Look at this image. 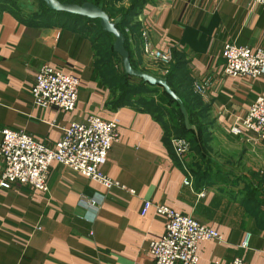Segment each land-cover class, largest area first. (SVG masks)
Masks as SVG:
<instances>
[{
	"label": "crops",
	"instance_id": "obj_1",
	"mask_svg": "<svg viewBox=\"0 0 264 264\" xmlns=\"http://www.w3.org/2000/svg\"><path fill=\"white\" fill-rule=\"evenodd\" d=\"M83 24H47L11 3L0 5V140L9 128L55 144L72 122L118 118L119 139L103 166L118 185L54 161L47 192L0 189V264H154L149 244L165 233L166 219L153 207L142 214L147 199L221 234L222 240L199 242L196 264H231L236 257L264 264V142L230 130L264 93V77L225 75L222 55L228 42L264 47V7L251 0H145L126 25L139 69L161 76L176 67L198 109L210 111L205 144L190 148L183 162L169 140L170 116L144 99L148 93L122 98L118 59L104 61ZM147 45L171 54V62L150 59ZM45 63L80 79L73 110L34 103L31 85ZM196 84L207 86L205 93ZM3 168L0 154V174Z\"/></svg>",
	"mask_w": 264,
	"mask_h": 264
},
{
	"label": "built area",
	"instance_id": "obj_2",
	"mask_svg": "<svg viewBox=\"0 0 264 264\" xmlns=\"http://www.w3.org/2000/svg\"><path fill=\"white\" fill-rule=\"evenodd\" d=\"M253 5L264 7V0H251ZM145 54L152 60L169 64L171 54L145 46ZM225 59L223 72L227 76L256 79L264 77V47L252 49L247 45L225 43L222 49ZM164 69V73H167ZM207 86L195 85V91L205 93ZM80 90V79L54 66L43 64L31 85L33 101L36 105L56 106L59 110L71 111L76 107ZM118 118L104 119L90 115L85 121L72 122L63 128L62 137L55 144L36 140L31 134L14 129L2 130L0 154L4 168L0 174V189H11L28 185L42 192L49 190L48 177L52 162L96 180L107 187L118 185L110 178L103 166L108 160L114 142L119 139ZM232 134L247 135L253 142H264V93L250 104L242 120L232 125ZM176 156L183 162L189 155L190 142L183 137H172ZM264 180V169L261 170ZM184 182L190 184V178ZM264 192V185L261 187ZM95 204L94 200L90 201ZM154 208L166 219L165 233L149 244V252L154 264H196L198 244L203 240H222L221 234L190 214L182 213L164 204L144 201L142 214ZM249 236L244 244L247 245ZM231 264H250L236 257Z\"/></svg>",
	"mask_w": 264,
	"mask_h": 264
},
{
	"label": "trees",
	"instance_id": "obj_3",
	"mask_svg": "<svg viewBox=\"0 0 264 264\" xmlns=\"http://www.w3.org/2000/svg\"><path fill=\"white\" fill-rule=\"evenodd\" d=\"M19 0H0V5L7 3H11L15 6V8L20 7V11L27 13L32 18H39L41 22L44 23H61L66 24L67 22H72L77 24L78 21H82L85 28L91 33L94 39L97 42L98 53L103 55L104 61H112L114 58H117L120 65V71H116V77H118L122 82L124 96L131 95V93L135 92H144L148 93V98H144L148 100L150 105L155 109L160 111L162 116L167 118L168 116L172 117L174 120V124L170 127L169 131V140L172 144V137H183L189 140L190 148L199 147L205 144L206 142V132L209 127L210 122L207 121L208 112L210 111H201L197 106V96L193 91V87L191 86L189 80L186 79H178L176 76V67L170 66L168 68L167 73L161 74L167 78L171 88L178 93V95L183 100L188 113L190 123L193 124L195 129H188L185 124L184 115L180 109V105L164 90L162 86L152 85L149 82L144 81L142 78L129 75L125 73L122 63V57L114 50L113 43L115 40V36L103 30L99 19H90L84 16L71 14L64 11H56L50 9L43 0H38L40 2V10L33 13L24 10L25 8L20 5ZM61 2L66 3H77L82 4L84 2L90 1L95 3L96 5L102 7L109 16L114 19L118 16H121L120 22L117 26L121 29V31L126 36V48L130 52V60L133 67L139 69L137 64L134 62L133 55L131 53L130 45H129V36L126 30V25L133 22L135 17L137 16L140 8L144 4L145 0H130V4L128 7L124 5H120L122 0H60ZM112 63V62H109ZM158 93V94H157ZM157 94V95H156Z\"/></svg>",
	"mask_w": 264,
	"mask_h": 264
},
{
	"label": "water",
	"instance_id": "obj_4",
	"mask_svg": "<svg viewBox=\"0 0 264 264\" xmlns=\"http://www.w3.org/2000/svg\"><path fill=\"white\" fill-rule=\"evenodd\" d=\"M45 4L52 10L64 11L71 14L84 16L90 19H99L103 30L112 33L115 36L113 43L114 50L122 57V63L125 73L142 78L144 81L152 85H159L180 105V109L184 115L185 124L188 129L196 127L190 123L188 110L181 99L170 86L168 80L164 76H158L132 66L130 60V52L126 48V36L117 26L121 20V16L112 19L109 14L100 6L93 2L87 1L82 4L66 3L60 0H43Z\"/></svg>",
	"mask_w": 264,
	"mask_h": 264
},
{
	"label": "rangeland",
	"instance_id": "obj_5",
	"mask_svg": "<svg viewBox=\"0 0 264 264\" xmlns=\"http://www.w3.org/2000/svg\"><path fill=\"white\" fill-rule=\"evenodd\" d=\"M20 3V5H22L28 12H37L40 10V2L38 0H19L18 1ZM172 117H170L169 121L174 124V120L171 119ZM193 125V124H192ZM190 161V159H189ZM263 186V185H262Z\"/></svg>",
	"mask_w": 264,
	"mask_h": 264
}]
</instances>
